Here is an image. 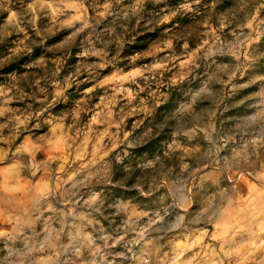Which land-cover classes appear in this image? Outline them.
Instances as JSON below:
<instances>
[{"label": "rangeland", "instance_id": "obj_1", "mask_svg": "<svg viewBox=\"0 0 264 264\" xmlns=\"http://www.w3.org/2000/svg\"><path fill=\"white\" fill-rule=\"evenodd\" d=\"M0 264H264V0H0Z\"/></svg>", "mask_w": 264, "mask_h": 264}, {"label": "trees", "instance_id": "obj_2", "mask_svg": "<svg viewBox=\"0 0 264 264\" xmlns=\"http://www.w3.org/2000/svg\"><path fill=\"white\" fill-rule=\"evenodd\" d=\"M167 104H168V103H167ZM167 104H162V105H160L159 108H158L157 110H160V109H162V108L167 107Z\"/></svg>", "mask_w": 264, "mask_h": 264}]
</instances>
